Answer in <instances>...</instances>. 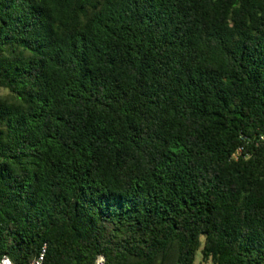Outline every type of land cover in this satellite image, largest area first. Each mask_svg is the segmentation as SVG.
I'll return each mask as SVG.
<instances>
[{"label":"trees","instance_id":"1","mask_svg":"<svg viewBox=\"0 0 264 264\" xmlns=\"http://www.w3.org/2000/svg\"><path fill=\"white\" fill-rule=\"evenodd\" d=\"M0 89V260L264 264V0H0Z\"/></svg>","mask_w":264,"mask_h":264},{"label":"built area","instance_id":"2","mask_svg":"<svg viewBox=\"0 0 264 264\" xmlns=\"http://www.w3.org/2000/svg\"><path fill=\"white\" fill-rule=\"evenodd\" d=\"M262 140H264V138H262ZM46 252H47V245L44 244L39 254L29 264H44ZM0 264H14V263L9 257L5 256L0 260ZM97 264H104V258H99Z\"/></svg>","mask_w":264,"mask_h":264},{"label":"rangeland","instance_id":"3","mask_svg":"<svg viewBox=\"0 0 264 264\" xmlns=\"http://www.w3.org/2000/svg\"><path fill=\"white\" fill-rule=\"evenodd\" d=\"M8 95V91L4 90V89H0V98L2 97H6ZM201 260V254L199 253L197 255V262H200Z\"/></svg>","mask_w":264,"mask_h":264}]
</instances>
